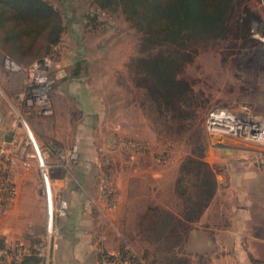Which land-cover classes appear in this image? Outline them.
<instances>
[{
	"label": "rangeland",
	"instance_id": "374dc122",
	"mask_svg": "<svg viewBox=\"0 0 264 264\" xmlns=\"http://www.w3.org/2000/svg\"><path fill=\"white\" fill-rule=\"evenodd\" d=\"M91 1L71 2L76 9L73 23L85 32L84 45L88 49L90 45H99L98 53L91 49V59L83 64L85 69L81 74H113L105 82V91L108 92L106 108L110 106L106 109V120L114 114H125L127 118L130 116L132 123L135 117L136 130L129 135L128 128H121L119 135L118 127L112 126L105 128L98 136L90 137L89 140L95 138L92 141L74 143L67 149L47 132L54 115L53 107V115L44 132L46 135L41 134V137L45 142L50 139L58 151L46 153L45 157L54 171L56 202H67V214L57 218L54 233L50 236L47 233L45 210L44 228L36 234L34 241L36 249L42 245L49 247V256L45 259L49 264L54 250L64 237L60 223L69 216L72 199L64 193V184L75 189L78 200L84 196L88 198L90 194L89 198L95 201L100 211L98 220L106 226L110 225L112 212L118 202L120 182L121 188L125 189L123 195L127 207L131 204L139 219L149 220L152 215L153 220L159 221L161 212L165 210L164 205L171 211H180L181 200L175 199L167 186L173 183L176 172H179L178 165L192 153L199 134L198 141L208 143L206 160L212 164L218 176L221 189L217 199L220 200L218 204L223 206H213L205 220L193 226V238H187V234L179 243L173 241L175 244L170 239L167 243L164 239L167 235L158 239L156 234L151 233L155 238H146L141 231L145 223H130L128 227L130 231L132 228V238L126 236L125 240L122 239L120 249H128L141 264H176L177 258H188L189 264H264V155L261 157L264 145L230 137H213L205 126L209 112L218 106L264 115V42L255 37L264 32V0H241L240 7L230 18L227 37L206 40L189 38L180 43L154 38L122 10L101 12L98 26L92 28L93 33L86 32L81 17L86 18L85 14L96 10L90 4ZM246 10L253 13L255 22V27H252V22L248 33L243 22H239ZM63 45L60 42L53 48L52 54L47 55L52 59L49 74L54 85L53 66L61 55ZM162 55L175 59L172 73L187 81L197 94L193 104L198 106V118L184 134L169 135L165 131L161 134L156 130L155 125L161 130L163 126L154 122V114H151V118L148 116L142 103L145 91L136 85V81H144H141L145 72L141 71L138 64L140 59ZM1 73L12 74L6 70ZM132 84L135 85V96L140 105L136 113L132 106ZM8 99L11 100L10 95ZM140 107L142 114L138 113ZM11 111L14 119L15 115ZM117 121L120 119L116 118ZM125 124L128 122L125 121ZM62 153H65L64 157ZM129 155L135 158L130 160L127 158ZM21 158L16 169L19 166L21 168V165L25 167L26 164L21 163L26 159L31 163L30 168L37 171V164L33 160L27 159L25 154ZM83 168L90 170L84 173ZM190 177L192 175H187V178ZM27 181H35V184L38 182L36 176L35 180L32 177ZM150 201L158 206L149 205ZM236 206L239 214H234L233 222L229 218ZM246 206H249L251 212L249 220L244 223L241 212ZM148 223L150 226L151 223ZM159 223L152 227L156 228ZM176 224L174 222L172 229L179 232L181 225ZM212 225L221 231L212 234ZM227 230L233 231V234ZM106 251L117 253L115 249L105 247L101 255Z\"/></svg>",
	"mask_w": 264,
	"mask_h": 264
},
{
	"label": "crops",
	"instance_id": "0c3cea01",
	"mask_svg": "<svg viewBox=\"0 0 264 264\" xmlns=\"http://www.w3.org/2000/svg\"><path fill=\"white\" fill-rule=\"evenodd\" d=\"M46 1L61 12L64 26L60 37V42L64 45L60 52L61 55L54 62L53 66L55 85L51 91V97L54 105V115L51 118V124L47 130L49 136L54 137L61 145L69 149L74 143H79L84 140L92 141L95 138L89 140L90 137L98 136L102 131H105V128H111L112 126L118 127L119 135L121 128H128L127 133L129 135L132 132L135 133V117H133L132 123L130 116L127 118L125 114H114L106 120V109H109L110 106L106 108V95L108 92L105 91V82L113 74H81L82 70L85 69L83 64L87 59H91V49L95 53H98L97 49L99 45L97 43L90 45V49L84 45L85 32L80 31L73 23V19L75 18L74 12L76 10L75 6L71 3L73 0ZM81 19L84 24L83 29L85 28L86 32L93 33V30L87 25V19L85 17H81ZM6 38L4 28H0V73L4 70L12 73L0 74V138L5 141L10 134H12L11 136L13 138L15 135H21L22 133L18 116L23 108V96L27 90L28 76L25 70L13 71L6 68L5 60L6 58H10L23 66H29L35 60H41L47 54V47L52 45L45 43V46H47L46 49L44 47L40 52L36 51L35 53L22 56L17 51H12V48L6 42ZM132 90L134 91L132 106L135 109L134 113H136L139 104L135 96L134 84H132ZM9 95L12 101L8 99V103L7 98H9ZM8 104L10 105V109ZM11 110H13L15 115L14 119ZM138 113L142 114L141 107L138 108ZM116 118H119L120 121L116 122ZM125 121L128 124H125ZM146 125L150 126L148 123ZM45 135L44 133L42 134V136ZM128 154L134 156L131 153ZM130 155L127 156L128 159L132 160L135 158ZM204 160L207 162L206 154ZM182 163L180 166L178 165L179 172H176L173 183L167 186L170 188V192H172L171 195L175 199L181 200V209L180 211L174 212L168 206L162 205L165 207V210L161 212L159 221L153 220L152 215L149 220L139 219L133 206L130 204L127 207L123 195L125 189L123 190L121 188L120 182L118 202L112 212L111 223L109 226H106L104 223L101 224L99 222L100 211L97 209L95 201L89 198L90 194L88 198L84 196V198L78 200V194L74 192L75 189L69 186V184H66V186L64 184V193L72 198L71 210L69 216L60 223L64 237L58 248L54 250L53 258L49 264H100L101 252L105 247L119 251L122 239L125 240L126 236L132 238L130 235L133 232L132 228L130 231L128 227L130 223H145L143 228H141V231L144 232V237L150 239L155 238L151 234L154 233L158 239H162L167 235L164 238L167 240V243H169V239H176V241L179 240L180 242L187 234V238L191 237V235L193 236V228L205 220L211 208L213 206H223V204H218L220 200L217 199L221 188L218 183V189L214 197L201 215L194 219H186L184 217L185 202L177 190V180L180 177ZM208 163L210 164L209 161ZM21 164H24V162ZM210 165L212 166V164ZM19 167L15 170L16 193L12 205L5 209L0 207V238L6 242L21 240L26 246V255L19 262L7 259L0 260V264H47L44 258L37 255L36 245L34 243L36 234L44 228L46 214L45 203L38 195L40 184L39 171L37 167L36 172L30 166L24 167L21 165V168ZM83 169L82 171L84 173H88L90 170L89 168ZM35 176L38 180L37 184H35V181H27L30 178L32 179V177L35 180ZM216 177H218L217 174ZM87 187L89 188L88 185ZM149 205L158 206V204H152L151 201ZM242 210V221L245 223L250 218L251 210L249 206L244 207ZM237 212L238 207L236 206L231 211L229 218L233 222H235L234 214L236 215ZM147 222H150L151 225L148 226L146 224ZM174 222L181 225L179 232L173 231L172 226ZM157 223H159V226L156 228L152 227L153 224ZM218 231L221 230L212 225V234ZM227 232L233 234L231 230H227ZM238 236L241 237L240 234ZM103 238L107 239L104 240ZM171 242L175 244L173 241Z\"/></svg>",
	"mask_w": 264,
	"mask_h": 264
},
{
	"label": "trees",
	"instance_id": "16d2710c",
	"mask_svg": "<svg viewBox=\"0 0 264 264\" xmlns=\"http://www.w3.org/2000/svg\"><path fill=\"white\" fill-rule=\"evenodd\" d=\"M240 3L241 0H92L90 4L96 10L87 13L86 19L92 29L98 26L101 12L122 10L154 38L180 43L189 38L206 40L227 37L230 18ZM246 11L239 22H243L248 33L254 17L250 10ZM62 19L61 12L46 0H0V28H4L6 42L12 51L22 56L40 52L44 47L46 49L45 43L52 44L46 50V56L51 55L53 48L60 43L64 30ZM252 27H255V22ZM174 60L163 55L141 58L138 64L145 72L141 78L144 81H136L137 87L145 91L142 103L148 116L151 118V114H154V122L163 126L161 130L155 125L156 130L169 135L188 132L198 118V106L193 104L197 94L187 81L172 73ZM199 138L197 134V144L183 161L177 180L178 194L185 202L186 219L201 215L218 189L216 173L204 160L208 143L198 141ZM189 174L192 178H187ZM120 254L125 259L131 253L122 247ZM131 258H134L133 264H141L136 256ZM176 264H189V259L177 258Z\"/></svg>",
	"mask_w": 264,
	"mask_h": 264
},
{
	"label": "built area",
	"instance_id": "2783aa9c",
	"mask_svg": "<svg viewBox=\"0 0 264 264\" xmlns=\"http://www.w3.org/2000/svg\"><path fill=\"white\" fill-rule=\"evenodd\" d=\"M257 33V32H256ZM263 36V37H262ZM255 37L264 42V32ZM262 37V38H261ZM51 57L37 60L29 66H23L10 58H6V68L13 71L25 70L27 73V90L23 96V108L18 119L21 135H15L11 142L0 141V207L9 208L16 193L15 170L23 154L27 159L37 164L40 175L38 195L44 201L48 235L54 233V226L58 217L67 214V202H56L54 190L53 167L46 160V153L58 151L51 140L45 142L41 134L48 127V120L53 115L51 91L54 86L49 74ZM206 129L213 137H230L250 142H260L264 145V115L254 111H243L231 107L218 106L213 108L206 119ZM221 142V140H220ZM29 149V151H27ZM48 150V151H45ZM23 153V154H22ZM262 151L261 157L263 158ZM62 157L65 153L61 154ZM24 164L31 165L26 159ZM37 255L47 259L49 247L42 245L37 248ZM101 257V264H133L131 254L121 258L120 251L115 254L106 251ZM26 255V246L21 240L6 242L0 238V260L21 261Z\"/></svg>",
	"mask_w": 264,
	"mask_h": 264
},
{
	"label": "water",
	"instance_id": "95a60500",
	"mask_svg": "<svg viewBox=\"0 0 264 264\" xmlns=\"http://www.w3.org/2000/svg\"><path fill=\"white\" fill-rule=\"evenodd\" d=\"M12 134H10L7 138H6V141H11L12 140Z\"/></svg>",
	"mask_w": 264,
	"mask_h": 264
}]
</instances>
